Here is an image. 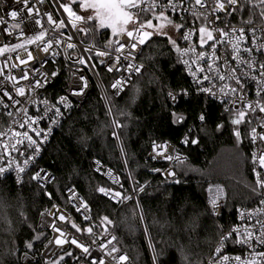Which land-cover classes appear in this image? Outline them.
<instances>
[{
  "label": "trees",
  "instance_id": "1",
  "mask_svg": "<svg viewBox=\"0 0 264 264\" xmlns=\"http://www.w3.org/2000/svg\"><path fill=\"white\" fill-rule=\"evenodd\" d=\"M70 3L80 8L74 1ZM247 18L246 12L235 13L238 23ZM90 23L96 26L97 46H102L108 34L100 32L110 28L101 29L95 20ZM140 60L145 69L119 98L111 100L113 118L122 127L114 128L93 85L81 108L54 133L39 162L53 175L47 188L49 198L31 178L20 185L11 179L0 181V264H21L23 252L39 257L43 236L36 230L38 215L51 201L63 203L68 186L90 206L92 218L114 233L135 264H152L138 207L157 264H203L218 235L233 224L235 208L257 200L249 156L253 119L245 118L238 126L243 143H237L233 131L237 126L230 123L236 113H224L217 103L192 91L172 103L169 92L183 93L191 87L167 36H153L143 45ZM97 73L106 83L103 70L97 68ZM177 117L184 119L177 123ZM186 133L189 141L198 143L182 146L187 159L172 165L176 176L165 179L152 173L153 167L164 165L147 158L152 143L168 141L181 146L180 139ZM233 147H238L242 157L236 168L228 159L221 160V155ZM92 157L114 169L123 196L130 195L131 187L137 191L143 188L137 194L138 207L132 199L118 207L98 192V185L104 182L92 171ZM208 182L221 183L227 192L220 220L212 218L206 206L204 187ZM104 217L112 223L107 224ZM29 242L31 249L26 246ZM29 264L44 262L39 258Z\"/></svg>",
  "mask_w": 264,
  "mask_h": 264
},
{
  "label": "built area",
  "instance_id": "2",
  "mask_svg": "<svg viewBox=\"0 0 264 264\" xmlns=\"http://www.w3.org/2000/svg\"><path fill=\"white\" fill-rule=\"evenodd\" d=\"M219 2H224V0H219ZM194 4V0H193ZM28 7L33 9V20H28L23 25L24 34L20 35V30H13L12 25L17 23L22 16H27L26 11L18 12L16 20L9 15L11 11L21 10L23 5L17 2V0H0V19L5 21L4 24H0V48H4L3 52H0V126L5 130L12 128L15 131H23L19 129L14 121H19L23 119V108H27V115L32 118H37L43 116L44 105L41 102L42 99H47L52 104L60 106L61 116L58 119L57 124L51 123V121L45 117L39 119V122L34 125L35 128L43 130L46 132L49 128L52 129L51 134L48 136V139L43 142L41 151L39 155L35 156V159L30 163L25 171L21 174L22 179L17 181L16 172L9 170L7 174L0 177V181L3 179H11L16 184H23L27 178H31L37 171L41 172V175H47L50 179L35 183L42 189L44 196L49 198L48 186L53 180V175L43 166L39 165L40 159L45 152L46 147L51 142V139L56 132V130L64 123V121L70 116V114L79 108H81L85 99L89 95L93 85L97 88L99 95L104 103L105 109L111 119L113 124V112L111 106V100L119 98L129 87L131 80L134 77H137L144 69L145 65L140 60V49H137V58L134 63L141 65V71L139 74H134L129 77V73L124 71H116L120 65H118L114 58L109 60L107 57L100 58L95 57L93 49L92 53L82 52V49H88L90 44L94 43L93 37L91 35H85L83 32L77 31L80 27H91L92 24L90 21L88 24H85L83 20L76 21L74 17L68 16L65 11L62 9L59 0H30ZM185 7H189L185 5ZM206 7L211 9V5H206ZM230 10L229 6L225 4L224 11H217L215 16H219L221 20H224L225 23H218V26L223 29L225 28L228 22L231 23L233 27L239 28L242 26V23H238L235 20V13L232 16H226L225 13ZM39 13L37 16L36 13ZM160 9L157 8L153 13H149V19L154 21V17L159 15ZM193 11H203L199 6H194ZM46 13H50L53 17L54 23L50 24L47 20ZM166 20L161 19L158 23V27L167 23V20H172L174 24L182 25L179 30L176 31V40L177 47L183 52L187 48H191L192 51L188 56H181L180 53L176 52L178 63L184 73V75L189 80L190 90L183 92V94L188 95L192 91L196 95L202 96L208 101L217 103L222 112L224 113H235L234 111H226V108L230 104L222 103L223 97L219 94V88L223 85L220 82L217 83L215 91L218 95L213 96L207 93L201 92L198 89L195 80H202L204 75H214L215 71L208 72L207 66L203 63L192 62L197 61V53L204 51L207 59V64L212 65L213 70L216 69V65L220 64L221 68H224L223 55L225 49L223 47H218V51L213 56L212 49L209 48V45L212 41H207L203 46H200V33L199 28L204 26L201 23L200 19H196L191 12H184L183 9L173 13L171 11L165 13ZM215 16L210 15L209 20L215 19ZM34 19H40L41 24L46 30V35L44 39L40 41H34V37L39 34L41 31L40 26L34 24ZM60 21H63V27L60 26ZM75 25V27H74ZM212 25L210 27H215ZM156 27V28H158ZM29 28L32 30L29 31ZM131 28V25L128 27ZM11 33V34H9ZM101 34H108V38L103 42L102 46L98 48L103 49L104 44L108 41L119 40L121 43L126 45L129 44L130 38L125 35L114 36L111 29H104ZM191 33L187 42L182 39L183 34ZM53 34L56 35L59 43L52 41L51 46L48 43H45ZM97 34V31H96ZM214 39L219 36V33H213ZM26 37V39H25ZM72 37V39H69ZM225 39V37H220ZM96 39V35H95ZM32 40L34 42L29 43L28 41ZM249 44L251 43L250 36L248 37ZM79 42V43H77ZM73 43L75 47L73 49H68L67 44ZM17 44H24L23 48L16 49L15 51H9V48H15ZM45 47H49V51L46 53L43 51ZM143 47V46H141ZM231 44H229V49ZM127 51V48L125 49ZM29 54L31 59H29ZM236 53H232L229 56V60L234 65L236 62L232 60V56H235ZM257 57L261 60H264V57H260L259 53H256ZM84 59L86 63H78L77 58ZM219 57L220 59H216ZM191 62V68L193 71H196L198 68H205V72L201 73L197 71L196 77H193L189 71L188 66L184 65L183 60L189 59ZM104 60V63H101V60ZM90 60L91 66H89L88 61ZM127 61H121V64H126ZM111 66L113 71H108V66ZM97 68L103 70L106 77V83H103L100 79ZM227 69L221 71L220 74L224 75ZM27 73V79L22 77ZM56 73V75H53ZM121 77H129L130 82L123 87V90L117 93V90L112 88V84ZM83 78V79H81ZM35 81H40L41 87H35ZM86 83V87H85ZM230 87L235 86L232 81H226ZM205 86H211L209 81H203ZM16 87L25 88V96H19L15 93ZM246 92L244 94V99L253 102L256 100L255 96V85L252 81H249L246 85ZM7 91L9 95L12 96L15 100H19V104H13L12 100L8 97H5L3 93ZM82 94H76L81 92ZM227 91V90H226ZM182 93V92H181ZM181 93L169 92L168 97L172 103H175ZM170 94H175L177 96L176 100H173L170 97ZM66 98L69 107L65 108L60 105V98ZM7 105V107H5ZM11 112L12 116L10 117L8 113ZM51 116V113H48ZM245 118L253 119V127L256 128L258 134L264 133V127L260 126V120L264 118V113H260L257 109L256 112L248 111ZM114 128L115 125L113 124ZM251 128V129H252ZM116 129V128H115ZM31 135L35 137L34 133L29 129ZM42 132V135H43ZM249 131V156H250V168L255 184V173L253 172L254 165L251 163L252 152L255 150L256 146L264 145V142L257 139L256 145L254 146L250 140ZM189 140L188 133L184 134L180 139L181 146L173 144L168 141H154L150 147V150L147 153V158L153 163L164 164L163 166H155L152 168V173L162 175L165 179H171L173 177L166 176L165 174L169 171H172V165L177 164L176 160H167L165 156L171 154L173 157H181L183 162L187 159L186 153L182 150V146H186L187 143H184L185 139ZM15 143V140L11 139L9 135L6 138H3L2 143H0V148L2 144ZM155 146V149H154ZM163 151V155H158V152ZM9 158L19 157L15 160L16 163L21 164L24 160V156H20L17 152L8 151ZM0 165H5V160L0 158ZM91 167L92 171L99 177L103 179L102 184L98 185L97 190L100 187H104L109 191V195H104L99 193L108 201L120 207L125 204L129 199H124L121 202L122 198L125 197L120 192V180L115 173L114 169L104 164V162L98 157L91 158ZM159 169L160 171H156ZM264 176V169L257 168ZM219 187L222 189V193H217L216 188ZM212 189L209 191V189ZM119 192L120 197L113 198L114 193ZM205 193V202L208 208L209 214L215 220H220L223 214V210L227 200V192L225 187L219 182H208L204 187ZM63 203L58 201H51L50 206L47 209L42 210L37 218L36 230L39 234L43 236V242L41 244L39 257L32 256L28 252H23L19 257V262L21 264H29L35 262L39 258L48 264L49 261L53 264H89V261H92V264H100V261H103V264H117L113 259V256L108 255V248L111 245L107 244V241L111 239V236H115L114 233L106 229L102 224L98 223L92 218V212L90 206L83 200L79 193L72 186L65 188ZM138 191L135 188L131 187V193L127 197H131L134 200L136 206L138 207ZM218 207L215 211L211 208V200L213 197H217ZM85 205L87 207L85 208ZM259 207V201L256 200V203H253L250 206H237L234 210V221L233 224L224 229L216 238L213 243L210 251L208 252L203 264H212L213 259L219 255H241L242 257H247L248 252L243 250L239 245L227 244L225 248L221 249V253H216V248L219 246V242L222 234L228 233L233 228H239L243 230L245 223L248 225L255 223V217L252 220L244 221L241 217V213L247 210L248 212H254ZM63 215L64 220H60L59 216ZM138 215L140 222L142 224V229L144 231L146 244L149 252V256L152 264H157L155 253L153 250V245L150 242L147 229L145 227L142 214L138 207ZM87 217V219H85ZM55 225V227H53ZM75 225V227L73 226ZM91 227L93 229V234H98L93 237V234H89L87 229ZM59 229V231H57ZM79 229V231H77ZM105 232L110 233V235L105 236ZM235 237V233H233ZM57 239L66 241L62 245H57L55 241ZM75 239L81 245L89 246L90 255L85 256L81 248H77L76 245L72 244L71 241ZM113 244L120 250V254H127L119 246L117 239L112 241ZM104 245V246H102ZM259 248V246H258ZM72 253L71 256L66 255L64 250ZM117 255V254H113ZM129 257L127 264H135L133 260Z\"/></svg>",
  "mask_w": 264,
  "mask_h": 264
},
{
  "label": "snow or ice",
  "instance_id": "3",
  "mask_svg": "<svg viewBox=\"0 0 264 264\" xmlns=\"http://www.w3.org/2000/svg\"><path fill=\"white\" fill-rule=\"evenodd\" d=\"M17 2L22 4L23 8L21 10L11 11L9 15L13 20H16L18 12L26 11L28 13L27 16H22L17 23L12 25L13 30L19 29L20 35L23 36V25L26 21L33 20V9L28 7L30 0H17ZM74 3L86 12H88V10L95 11V16H92L90 13L81 16L77 15L67 4L61 5V7L64 8V11L67 12L69 16L74 17L76 21L83 20L85 24H88L89 21L95 20L98 21L101 29L110 28L114 36H122L126 34V36L130 38L128 45L121 43L119 40H113L104 44L103 49L98 48V42L90 44L88 49H82V52L88 53H92L93 49H95V57H107L109 60L114 58L115 62L120 65L116 71H121L123 69L129 73V77L140 73L142 66L134 63L137 58V49H140L142 52L141 46L145 45L153 36H167L171 46L175 48L176 52L180 53L181 56H188L192 51L191 48H187L181 52V49L176 46L177 40L168 35L164 30V25H160L159 28H154L152 20H145L144 17L149 13H153L157 8L160 9L158 17L160 19H166L165 13L169 11L175 13L183 9L184 12H191L192 15L196 19H200L201 23L204 25L199 28L200 46H203L207 41H212L209 48L212 49L213 56H215V53L219 50L217 45L225 49L223 55L224 68H221L220 64H217L216 69L213 70L212 65L207 64L208 58L205 56L204 51L197 53V61L192 62L205 64L208 72L215 71L214 75L206 74L203 76L202 80H195L199 91L216 96L218 95L215 91L218 86L216 82H220L223 85L219 88V94L223 97L222 103L230 104V106L226 108V111H234L236 113V118L231 119L230 123L237 126L233 130L237 143H243V140L241 139V129L238 126L245 123L247 112H256L258 109L260 113H264V60H261L256 55V53H259L260 57H264V0H224V2H219V0H194V4L193 0H74ZM225 4H227L230 9L225 13L226 16H232L234 13L240 14L244 12L248 14V18L242 21L241 27H233L230 22H228L223 29L218 26V23H225V21L221 20L219 16H215V14L217 11H224ZM185 5H188L189 7H185ZM206 5H211V9L209 10ZM194 6H199L203 11H193ZM36 15H39L38 11ZM46 15L48 22L50 24L54 23L52 15L50 13H46ZM210 15L215 16V19L209 20ZM4 23L5 21L0 19V24ZM63 23V21H60L61 27H63ZM167 23L169 26L177 30L182 27V25L174 24L172 20H167ZM34 24L41 28L39 34L34 37V41H40L44 39L46 30L41 24L40 19H34ZM128 25H131V28H128ZM212 25L216 26L210 27ZM31 30L32 29L29 28V31ZM77 31L83 32L86 36L91 35L95 41V25L87 28L80 27ZM214 32L219 33V36L215 39L213 36ZM190 35L191 33L183 34L182 39L187 42ZM249 36L251 38L250 44L248 41ZM220 37H225V39H221ZM69 39H72V37H69ZM34 41L29 40L28 42L32 43ZM52 41L59 43L55 34L50 36L45 43H48L49 46H51ZM229 44H231L230 49ZM23 47L24 44H17L15 48H9L8 50L15 51L16 49ZM74 47L75 45L73 43L67 44L68 49H73ZM126 48L127 51H125ZM4 50V48H0V52H3ZM43 51L47 53L49 47H45ZM232 53H236L235 56H232V60H235L236 62L234 65L229 60V56H231ZM28 58L31 59L30 54ZM216 59L220 58L216 57ZM122 60L127 61V63L121 64ZM77 62L81 64L86 63L84 59H80L79 57L77 58ZM100 62L104 63V60L102 59ZM88 63L89 66H91L90 60ZM183 63L188 66L193 77H196L197 71L201 73L205 72V68H198L196 71H193L190 58L184 59ZM224 69H227V71L224 75H221L220 72L224 71ZM107 70L110 72L113 71L110 65ZM53 75H56V73H53ZM129 77H121V79H117L112 84V88L116 89L117 93H119L123 90V87L130 82ZM22 78L27 79V73H25ZM203 81H209L211 86H205ZM226 81H232L235 86L230 87ZM249 81H252L255 85L256 100L253 102L244 99V94L247 90L246 85ZM34 83L37 88L42 86L40 81H35ZM135 91L138 93L139 88L136 87ZM15 93L19 96H25V88L16 87ZM76 94H82V91L77 92ZM3 95L12 100L13 104L20 103L19 100H15L10 96L7 91H5ZM180 95H183V93ZM170 97L173 100L177 99L175 94H170ZM41 102L44 105V109L42 110L44 113L43 116L32 118L27 115V108L25 107L22 109L23 119L14 121L18 128L23 129V131H15L12 128L5 130L0 126V143H2L3 138L8 137L9 135L12 140H15V143L9 142L7 144H2V148H0V158H3L6 163V166L0 165V177L7 174L9 170H13L16 172L17 181H20L22 179L21 174L25 173L28 165L32 163L35 156L39 155L43 142L48 139V136L52 131V129L49 128L46 132H43V130L35 128L34 125L39 122V119L45 117H47L53 124L58 123L57 118L62 115L60 106L52 104L47 99H42ZM60 105L65 108L69 107V104L64 97L60 98ZM5 107H7V105H5ZM48 113H51L52 115L49 116ZM8 115L11 117L12 113L9 112ZM183 119V117H177L176 122L179 123ZM199 119L203 121L205 119L204 115H201ZM247 123L251 124V119H249ZM113 124L117 129L122 127V125L115 119L113 120ZM260 126L264 127V118L260 120ZM29 129H31L36 138L30 134ZM245 134L247 135V133ZM114 135L119 138L118 134L114 133ZM257 139L264 142V133L258 134L256 128L253 127L250 133V140L254 146L256 145ZM184 143L195 144L198 143V141L195 139L189 141L186 138ZM9 150L11 152L19 153L20 156H24L22 162L23 166L15 162V160L19 159L18 156L15 158H9ZM157 154L163 155V151L158 152ZM165 159L170 161L175 159L178 164L183 163L181 157H173L171 154L165 156ZM251 163L254 165L253 172L256 177L255 186L252 191L259 201V207L254 212H248L245 210L241 213V217L245 222L252 220L255 217V223L251 225L245 223L243 230L233 228L228 233L222 234L219 246L216 248V253L219 254L221 253V249L231 243L239 245L243 250L248 252V255L246 258L241 255H219L213 259L212 264H264V176H262L261 172L257 170V168L264 169V145L255 147V150L252 152ZM156 171L160 170L156 169ZM165 175L174 177L176 176V172L172 170ZM31 179L43 182L50 179V177L47 175H41V172L37 171L31 176ZM211 190L212 189L210 188L209 191ZM98 191L104 195L110 194L104 187H100ZM138 191H143V188H139ZM222 191L223 190L219 187L216 188L218 194L222 193ZM112 195L113 198H116L120 197L121 194L116 192ZM124 199H131V197L125 196L122 198L121 202H123ZM217 199L218 196L213 197L211 200V208L213 211L218 207ZM253 203H256V200H254ZM2 204L3 201L0 200V206H2ZM86 207L87 205H85V208ZM59 219L64 220V216H59ZM85 219H87V217H85ZM104 221L109 225L112 223L107 217H104ZM73 226L75 227V225ZM53 227H55V225H53ZM57 231H59V229H57ZM77 231H79V229H77ZM87 232L93 234V229L89 227ZM233 233H235V237H233ZM96 235L98 234H93L94 239ZM107 235H110V233L105 232V236ZM36 239H40V236H37ZM115 240L116 237L111 236V239L107 241V244L111 245V247L108 248V255L113 256V259L117 264H127L129 257L127 254H120V250L112 243V241ZM65 242L66 241L60 239L55 241L57 245H62ZM71 243L76 245L77 248H81L86 257L90 255L89 246L81 245L75 239H73ZM26 246L31 249L33 244L29 242ZM64 251L66 255H72V253L67 252L66 249ZM48 264H53V262L49 261ZM89 264H92V261H89ZM100 264H103V261H100Z\"/></svg>",
  "mask_w": 264,
  "mask_h": 264
},
{
  "label": "rangeland",
  "instance_id": "4",
  "mask_svg": "<svg viewBox=\"0 0 264 264\" xmlns=\"http://www.w3.org/2000/svg\"><path fill=\"white\" fill-rule=\"evenodd\" d=\"M69 1L71 2L74 0H61L60 5L67 4L69 7H71L73 9L74 12H76L77 15L83 16L85 14L90 13L92 16H95L94 10H88V12H86L84 9L80 10V8L73 6ZM62 9L64 10L63 7H62ZM65 13L69 16V14L67 12H65ZM158 17H159V15L154 17V21H153L154 28L158 27V23L161 20ZM166 19H164V20H166ZM163 25H164V30L168 33V35L172 36L175 39L176 38L175 28L169 26L166 23H164ZM221 157H222L221 160L228 159V161L230 163H232L233 166H235V168H236V166L239 165V163L242 160L241 159L242 157L240 155V151H239L238 147H233L230 150H226L225 153L221 155Z\"/></svg>",
  "mask_w": 264,
  "mask_h": 264
},
{
  "label": "water",
  "instance_id": "5",
  "mask_svg": "<svg viewBox=\"0 0 264 264\" xmlns=\"http://www.w3.org/2000/svg\"><path fill=\"white\" fill-rule=\"evenodd\" d=\"M75 4V3H74Z\"/></svg>",
  "mask_w": 264,
  "mask_h": 264
}]
</instances>
